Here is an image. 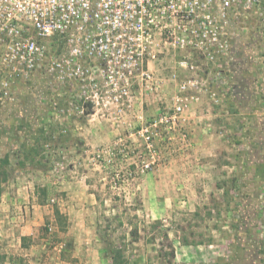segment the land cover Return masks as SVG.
<instances>
[{"label": "rangeland", "instance_id": "rangeland-1", "mask_svg": "<svg viewBox=\"0 0 264 264\" xmlns=\"http://www.w3.org/2000/svg\"><path fill=\"white\" fill-rule=\"evenodd\" d=\"M231 31L222 68L162 47L129 86L0 66V264H264V11Z\"/></svg>", "mask_w": 264, "mask_h": 264}, {"label": "built area", "instance_id": "built-area-1", "mask_svg": "<svg viewBox=\"0 0 264 264\" xmlns=\"http://www.w3.org/2000/svg\"><path fill=\"white\" fill-rule=\"evenodd\" d=\"M259 11L264 0H0V66L29 81L41 72L60 83L95 80L97 71L109 85L129 86L169 47L186 55L179 68H196L193 55L222 68L234 50L231 25ZM146 145L153 150L150 135Z\"/></svg>", "mask_w": 264, "mask_h": 264}, {"label": "trees", "instance_id": "trees-1", "mask_svg": "<svg viewBox=\"0 0 264 264\" xmlns=\"http://www.w3.org/2000/svg\"><path fill=\"white\" fill-rule=\"evenodd\" d=\"M8 166H9V159L5 158L3 160H0V197L3 192V184H5L8 181L9 178V172H8ZM55 215L57 220L64 224L65 218L61 214V212L56 209ZM131 235L134 238V240H138V231L137 229H134L131 231ZM185 246L189 245L188 242L184 243ZM111 246V245H110ZM107 254H109L112 264H129L128 261L124 257V251L120 249L119 247H116L112 245V249L108 247L106 249ZM172 256L174 257V252L172 253Z\"/></svg>", "mask_w": 264, "mask_h": 264}]
</instances>
